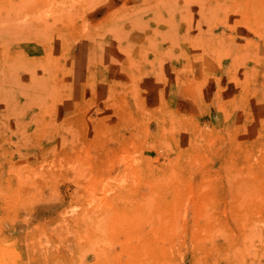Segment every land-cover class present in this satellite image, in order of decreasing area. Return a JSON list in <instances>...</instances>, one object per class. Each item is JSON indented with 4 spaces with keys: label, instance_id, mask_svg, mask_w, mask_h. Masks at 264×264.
<instances>
[{
    "label": "rangeland",
    "instance_id": "rangeland-1",
    "mask_svg": "<svg viewBox=\"0 0 264 264\" xmlns=\"http://www.w3.org/2000/svg\"><path fill=\"white\" fill-rule=\"evenodd\" d=\"M0 264H264V0H0Z\"/></svg>",
    "mask_w": 264,
    "mask_h": 264
}]
</instances>
